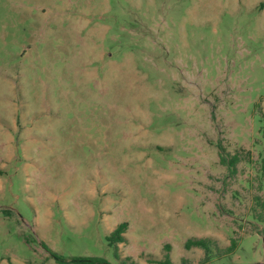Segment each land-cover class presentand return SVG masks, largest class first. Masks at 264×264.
<instances>
[{
  "label": "rangeland",
  "instance_id": "374dc122",
  "mask_svg": "<svg viewBox=\"0 0 264 264\" xmlns=\"http://www.w3.org/2000/svg\"><path fill=\"white\" fill-rule=\"evenodd\" d=\"M263 114L264 0H0V264L264 263Z\"/></svg>",
  "mask_w": 264,
  "mask_h": 264
},
{
  "label": "trees",
  "instance_id": "16d2710c",
  "mask_svg": "<svg viewBox=\"0 0 264 264\" xmlns=\"http://www.w3.org/2000/svg\"><path fill=\"white\" fill-rule=\"evenodd\" d=\"M263 119H264V114H263ZM264 134V130H263ZM221 163L228 166L230 169H233L237 163L240 161V158L238 155H231L228 153L224 148L222 149V155H221ZM261 222L264 223V214L260 217ZM128 230V224L127 223H121L119 224L116 229L107 237V240L111 246L115 248V255L116 258L119 261V264H138L135 262L133 259L130 257H121L120 251H119V244H123L127 242V238L125 234L127 233ZM262 237L264 239V228L262 231ZM212 246H215V249H217V253L224 254V253H233L234 250L237 247L236 241L233 240L232 244L227 247L226 249L222 250L218 247L217 243L210 238H191L187 241L186 243V249L190 250L192 248H200L205 251V258L202 261V264L207 263L211 259V249ZM171 247L166 246V250L170 251ZM219 254V255H220ZM52 256L57 258L56 254H52ZM72 264H110L107 261H105L102 258H77L74 260H70L68 262H65L64 264L68 263ZM153 263L157 264H174L170 257L168 256L165 260L163 261H153ZM183 264H187L186 260L183 261ZM258 264H264V263H258Z\"/></svg>",
  "mask_w": 264,
  "mask_h": 264
}]
</instances>
